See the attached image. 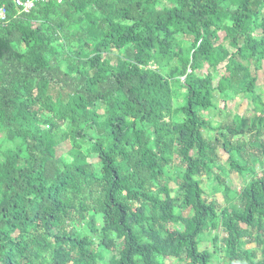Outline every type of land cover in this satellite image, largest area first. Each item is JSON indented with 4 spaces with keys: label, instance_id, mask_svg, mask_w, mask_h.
<instances>
[{
    "label": "trees",
    "instance_id": "trees-1",
    "mask_svg": "<svg viewBox=\"0 0 264 264\" xmlns=\"http://www.w3.org/2000/svg\"><path fill=\"white\" fill-rule=\"evenodd\" d=\"M1 7L0 264H264V168L232 142L240 118L215 127L201 112L215 92L249 95L247 131L264 156L251 69L264 61V0ZM220 145L251 178L225 187L224 205L200 181L220 178ZM212 233L213 248L201 249Z\"/></svg>",
    "mask_w": 264,
    "mask_h": 264
},
{
    "label": "rangeland",
    "instance_id": "rangeland-1",
    "mask_svg": "<svg viewBox=\"0 0 264 264\" xmlns=\"http://www.w3.org/2000/svg\"><path fill=\"white\" fill-rule=\"evenodd\" d=\"M167 6H171L172 4L168 1H165L164 3ZM260 33V31H258ZM222 35V34H221ZM115 61V58H114ZM260 64V63H259ZM258 63H255L252 61L251 63V69L257 73L259 80L258 85L256 87V91L258 93L262 94V99L264 101V61L261 62L260 67L258 70H255V67L259 66ZM220 70L222 71L224 69L223 64L219 66ZM206 69L202 70L200 72L204 73ZM220 71V73H221ZM214 75V84L217 85L218 79L220 78V74H213ZM104 106H102L101 112H104ZM202 114L209 119L212 125L215 127H220L224 124L231 123L235 118H240L242 122V128L244 130V133L242 135H238L232 139L233 144L235 145L239 140L245 143L246 150L248 152L247 156V164L249 167H254L255 171L258 172V174L261 172V170L264 168V156L262 155L261 151L258 149L257 143L250 142L251 140V134L248 133V128L251 126L252 119L256 115V111L254 109V106L252 104V99L249 95L242 93L239 95H232L231 99H228L225 97V95L220 94L219 92L214 93V107L209 109L208 111L201 110ZM223 132H226L224 129ZM215 132L210 131L209 129L204 131V135L208 138L211 137L212 139L215 136ZM221 141L223 140V137H220ZM264 139V136L263 138ZM251 144H253L251 146ZM89 144L86 143L85 146H88ZM70 149V143L65 142L61 144V146L58 148V153L66 155L68 150ZM218 154L220 157V167L221 168H215L214 173L218 174L220 178L212 177L209 178L208 176L204 175L203 177H200L201 185L205 191L204 197L208 201H217L220 205L225 204V195H224V189L225 187H229L233 193L238 190V188L246 185L250 180V176H242L240 173L236 172L235 170L231 169L228 165L227 159L228 154L225 153L222 146L220 145L218 148ZM92 161L95 166L99 169L100 163L97 157H90L89 159ZM255 160V161H254ZM220 181V184L218 183ZM171 186H174L171 185ZM188 211L185 210V215H188ZM99 225H101V221H99ZM214 233L210 235H206V239L204 238V241L200 245V248L203 249L205 247H209L210 249L213 248L212 242H211V236H213ZM252 246V245H250ZM222 257L218 258L217 260H214V263L212 264H229L228 261L225 259L224 255H221ZM171 262L173 264H181L177 260L172 259ZM101 264H106L105 262H101Z\"/></svg>",
    "mask_w": 264,
    "mask_h": 264
},
{
    "label": "built area",
    "instance_id": "built-area-1",
    "mask_svg": "<svg viewBox=\"0 0 264 264\" xmlns=\"http://www.w3.org/2000/svg\"><path fill=\"white\" fill-rule=\"evenodd\" d=\"M46 0H15V5L20 9L21 12H29L35 5L36 2ZM7 19V10L5 7L0 8V23Z\"/></svg>",
    "mask_w": 264,
    "mask_h": 264
}]
</instances>
